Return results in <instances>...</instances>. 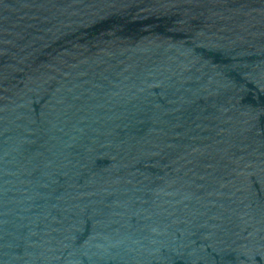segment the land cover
<instances>
[{"label":"water","instance_id":"water-1","mask_svg":"<svg viewBox=\"0 0 264 264\" xmlns=\"http://www.w3.org/2000/svg\"><path fill=\"white\" fill-rule=\"evenodd\" d=\"M0 264H264V0H0Z\"/></svg>","mask_w":264,"mask_h":264}]
</instances>
